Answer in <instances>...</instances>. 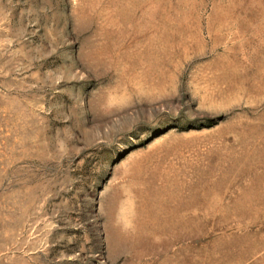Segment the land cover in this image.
<instances>
[{"label":"rangeland","instance_id":"rangeland-1","mask_svg":"<svg viewBox=\"0 0 264 264\" xmlns=\"http://www.w3.org/2000/svg\"><path fill=\"white\" fill-rule=\"evenodd\" d=\"M0 264H264V0H0Z\"/></svg>","mask_w":264,"mask_h":264}]
</instances>
